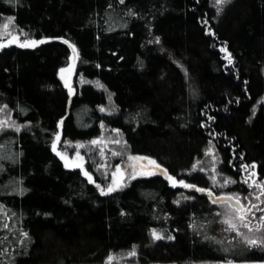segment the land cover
Returning a JSON list of instances; mask_svg holds the SVG:
<instances>
[{
	"label": "trees",
	"instance_id": "16d2710c",
	"mask_svg": "<svg viewBox=\"0 0 264 264\" xmlns=\"http://www.w3.org/2000/svg\"><path fill=\"white\" fill-rule=\"evenodd\" d=\"M9 19L33 44L0 49V109L21 127L0 133V264H264L211 198L264 181V0H0ZM104 130L176 185L115 191L54 152Z\"/></svg>",
	"mask_w": 264,
	"mask_h": 264
},
{
	"label": "rangeland",
	"instance_id": "374dc122",
	"mask_svg": "<svg viewBox=\"0 0 264 264\" xmlns=\"http://www.w3.org/2000/svg\"><path fill=\"white\" fill-rule=\"evenodd\" d=\"M14 40L17 45H32V41H27L22 32L13 24L11 19L0 25V43L6 44ZM73 54L67 67L60 71V78L71 95L76 93L77 84L86 83L77 73L78 54L74 47H71ZM7 109H0V133L5 129H21L14 126L12 114ZM118 132L103 131L100 138L87 144H67V148L60 146V151L71 158L72 161L83 162L87 167L89 158L97 163L100 175L107 180L109 189L121 191L128 187L136 179L150 178L157 175L151 166L161 167L154 160L124 154L126 147L122 137ZM55 144V143H54ZM73 151V152H72ZM94 160V161H93ZM121 174L123 177L121 179ZM95 176V175H94ZM119 179H121L119 181ZM220 177L214 173L213 181L215 186L220 185ZM119 182V183H118ZM256 184L252 188L251 194L243 197L238 193H227L221 191L216 197L231 196L238 200L243 211L233 208L228 203H221L222 220L225 226L226 237L232 242L241 241L249 246H264V181L253 182ZM178 186L187 189L191 188L184 182H178ZM159 234H155L159 238ZM134 252H123L109 256L105 264H132L130 259Z\"/></svg>",
	"mask_w": 264,
	"mask_h": 264
},
{
	"label": "water",
	"instance_id": "95a60500",
	"mask_svg": "<svg viewBox=\"0 0 264 264\" xmlns=\"http://www.w3.org/2000/svg\"><path fill=\"white\" fill-rule=\"evenodd\" d=\"M14 40L7 42L6 44H2L0 43V49H2L3 47H7L9 45L14 44ZM54 152L56 153V155L59 157V159L64 163L66 169L68 170H74V169H80L84 175L90 180L92 181V176L90 174L87 173L83 162L81 161H72L70 157L64 155L63 153H61V151H59L57 149V144L54 146ZM151 168L157 172L158 175L163 176L165 178V180L172 182V184L175 186L176 185V180L173 179V177H171L167 171L161 167H156L154 165L151 166ZM123 177V174H121V179ZM119 179V181L121 180ZM119 183V182H118ZM212 200L216 203H228L230 204V206H232L233 208H236L237 210L243 211V207L241 205V203L234 199L231 196H221V197H215V196H211Z\"/></svg>",
	"mask_w": 264,
	"mask_h": 264
}]
</instances>
